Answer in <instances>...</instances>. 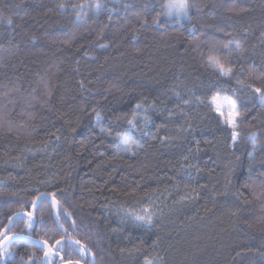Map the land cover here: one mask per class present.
Masks as SVG:
<instances>
[{
  "label": "trees",
  "instance_id": "1",
  "mask_svg": "<svg viewBox=\"0 0 264 264\" xmlns=\"http://www.w3.org/2000/svg\"><path fill=\"white\" fill-rule=\"evenodd\" d=\"M163 2L99 0L97 10V0H0L11 18L0 23V231L62 246L51 264H93L77 240L95 264H264V104L249 87L264 89V0H189L190 19L160 15L153 25ZM73 5H84L79 20ZM228 40L242 44L231 59L243 84L203 63L213 44L227 57ZM174 90L190 102L177 106ZM216 92L239 102L235 144L208 108ZM136 103L151 118L149 135L132 134L125 151L95 118L115 136ZM152 198L162 201L154 225L118 223L116 208ZM58 208L75 228L65 215L59 226ZM18 212L33 213L31 229ZM44 251L14 240L0 255L44 264Z\"/></svg>",
  "mask_w": 264,
  "mask_h": 264
},
{
  "label": "snow or ice",
  "instance_id": "2",
  "mask_svg": "<svg viewBox=\"0 0 264 264\" xmlns=\"http://www.w3.org/2000/svg\"><path fill=\"white\" fill-rule=\"evenodd\" d=\"M192 5H190L189 0H164V2L161 4V12L159 15H157L153 20V25H160V15L163 16H187L189 8ZM59 7L61 9H64L66 7L65 3H60ZM74 10H77V19H81V11L84 7V5H73L72 6ZM101 7V4L99 3V0H97V3L95 4V8L98 10ZM229 11H232L233 9H228ZM11 23L10 17H4L0 15V23ZM148 25V21L145 19L143 20L141 27H146ZM264 35V34H262ZM101 47H107V45H101ZM223 49L227 51L228 55L227 57L221 58L218 51L216 50V45L213 44L211 48H209L208 54L204 57L203 63L206 66V68L211 72L212 75L216 76L217 78H228V79H235L238 84H243L244 80L242 78L245 77L244 69L241 68L239 72L235 71V67L233 64V61L231 59L233 53L236 55H240L242 53V44L239 41L236 40H228L226 43L222 45ZM203 55V54H202ZM261 76H264V73H261ZM258 79L260 77H257ZM80 86L83 88L84 84L83 81L80 82ZM250 88H252L254 94H259L258 99L260 100L261 104H264V89L260 87H255L253 85H249ZM34 91V90H33ZM194 94V93H193ZM48 96H51V91L47 92ZM233 95H235V92H233ZM174 96L176 100L178 101L177 106H179V103L188 104L190 101L188 99H185L179 91L174 90ZM197 100H199V97H197ZM202 102V101H201ZM209 110H211L213 113H218L219 116L225 117L224 123L229 125L233 129V135H232V141L235 144L237 140V133L235 132V129L238 127V123L240 122L238 118L241 117V111L239 109L237 99H233L232 96L228 95H221L219 92H216L215 95L211 96V99L207 102ZM147 109L144 107L143 103H136L131 111V118L127 119L126 121V127H124L123 131L117 132L115 136L112 135V133L103 128L101 126V116L97 113L95 118V127L100 128L101 133L104 136L112 137V139L117 140L118 147H123L125 151L130 150L129 145V139L130 136L136 132L141 133V135H149V132L147 131L148 125L151 123V118L147 115L141 116V113H146ZM59 139V137H57ZM168 137H162V142L164 140H167ZM256 137H251V141L253 146H255L256 143ZM137 148L142 147V145L136 143L133 145ZM135 153H133L134 155ZM187 159V157H185ZM51 200L54 205L59 206L60 201L56 199L55 193L50 194ZM37 199H41V197H37ZM32 207L35 208V202H33ZM17 216H21V213H16ZM65 215L68 217L69 222L75 228L76 222L75 220L71 219V213L67 211V209H60L58 208L57 211L54 214V219L56 222L59 223V226L63 229L64 225L62 222H60V216ZM124 218L131 220L133 223H143L146 225H151L152 219H153V212L148 208H142L140 212L130 211L128 209L123 210ZM27 217L26 220V227L31 229L33 227V224L35 222V219L33 217V213H25L23 216H21V219H24V217ZM11 224V221L9 222ZM41 223H43V220L41 218ZM11 229H5L4 231H0V253H8L9 248L12 244V242L16 239V236H8L6 235L7 231H10ZM65 233L67 232V229H64ZM28 239H31V237H28ZM38 243H41L38 241ZM44 245H48V241L44 240L42 241ZM56 245H61V241L56 240ZM75 244L80 245L79 248L75 249V251L81 255L82 258H87L89 255L93 258V264H95V254L91 253V250L88 248L86 244H81L79 240L75 241ZM59 251H63V247L61 246L58 249H53L50 245H48L47 250L44 251V256L46 258V261L49 257H54ZM10 254V253H9ZM261 255H264V253H261ZM61 260H63V257H61ZM0 264H11V261H7L4 259L2 255H0ZM32 264H36L35 261H32ZM67 264H73V261L71 259L68 260ZM75 264H80V261H76ZM145 264H153V261L151 260H145Z\"/></svg>",
  "mask_w": 264,
  "mask_h": 264
},
{
  "label": "rangeland",
  "instance_id": "3",
  "mask_svg": "<svg viewBox=\"0 0 264 264\" xmlns=\"http://www.w3.org/2000/svg\"><path fill=\"white\" fill-rule=\"evenodd\" d=\"M166 18V20H171V19H177V20H188L190 19V8H189V11H188V15L187 16H177V15H172V16H164ZM229 96V95H228ZM233 99H237L236 97L232 96ZM237 103H238V106H239V102L237 100ZM240 109V108H239ZM143 115H147V112L146 113H141V116ZM148 116V115H147ZM222 120L224 121L225 117H221ZM239 120V118H238ZM229 126V125H228ZM235 132L238 134L237 135V140L236 142L238 141V138H239V123H238V127L235 129ZM235 142V143H236ZM3 181L0 179V184H2ZM158 200V201H157ZM161 200L159 199H150L149 201H147L146 203H133L132 205H129V206H125L123 208H116L114 211H115V217L118 221V223H120L121 225H135V226H138L140 228L142 227H150L152 225H154V223L161 218V215H162V201L160 202ZM142 208H148L150 209L152 212H153V219H152V223L151 225H146V224H143V223H133L131 220H128L126 218H124V215H123V210L124 209H128L130 211H135V212H140V210ZM187 241V237H184L182 239H179L178 240V243L175 245V250L176 251H181L182 247L185 245ZM180 253H178V257H179ZM146 260V259H145ZM145 260H144V264H145ZM147 260H151L153 261V264H163L162 263V260L160 258H156V259H151V258H147Z\"/></svg>",
  "mask_w": 264,
  "mask_h": 264
},
{
  "label": "water",
  "instance_id": "4",
  "mask_svg": "<svg viewBox=\"0 0 264 264\" xmlns=\"http://www.w3.org/2000/svg\"><path fill=\"white\" fill-rule=\"evenodd\" d=\"M48 195V193H45V194H41L39 197H43V196H47ZM39 199H37L36 201H38ZM21 214H25V213H21ZM11 222H12V220H11ZM10 223H9V225H8V227H10ZM6 229H8V228H6ZM8 232V231H7ZM6 232V233H7ZM6 235H8V236H16V239L15 240H23V241H26V242H30V243H34V244H38V245H41L43 248H44V250L46 251L47 250V247H48V245H50L51 246V244L48 242V245H44L43 243H42V241H44L43 239H40V238H36V237H33V236H30V235H27V234H19V233H17V234H13V233H8V234H6ZM28 237H31V239H28ZM38 241H40L41 243H38ZM52 247V246H51ZM43 261H44V264H51L50 262H49V258L47 259V261H46V258H45V256L43 255ZM67 262L68 261H66V262H63V263H61V264H67ZM75 262L76 261H73V264H75ZM80 264H82L81 262H80Z\"/></svg>",
  "mask_w": 264,
  "mask_h": 264
},
{
  "label": "flooded vegetation",
  "instance_id": "5",
  "mask_svg": "<svg viewBox=\"0 0 264 264\" xmlns=\"http://www.w3.org/2000/svg\"><path fill=\"white\" fill-rule=\"evenodd\" d=\"M50 262V261H49ZM51 263V262H50Z\"/></svg>",
  "mask_w": 264,
  "mask_h": 264
}]
</instances>
